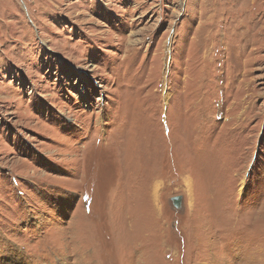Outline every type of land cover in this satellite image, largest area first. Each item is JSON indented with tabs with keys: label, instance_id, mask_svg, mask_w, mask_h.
I'll use <instances>...</instances> for the list:
<instances>
[{
	"label": "rangeland",
	"instance_id": "obj_1",
	"mask_svg": "<svg viewBox=\"0 0 264 264\" xmlns=\"http://www.w3.org/2000/svg\"><path fill=\"white\" fill-rule=\"evenodd\" d=\"M0 264H264V0H0Z\"/></svg>",
	"mask_w": 264,
	"mask_h": 264
},
{
	"label": "water",
	"instance_id": "obj_2",
	"mask_svg": "<svg viewBox=\"0 0 264 264\" xmlns=\"http://www.w3.org/2000/svg\"><path fill=\"white\" fill-rule=\"evenodd\" d=\"M181 199H182V197L180 195H175V196L172 197V202H173L175 207H179L180 206Z\"/></svg>",
	"mask_w": 264,
	"mask_h": 264
},
{
	"label": "bare ground",
	"instance_id": "obj_3",
	"mask_svg": "<svg viewBox=\"0 0 264 264\" xmlns=\"http://www.w3.org/2000/svg\"><path fill=\"white\" fill-rule=\"evenodd\" d=\"M166 81H165V79H164V83H165ZM165 94H166V92H165ZM153 193H154V196H155V199L158 197V191H157V186L155 185L154 186V189H153Z\"/></svg>",
	"mask_w": 264,
	"mask_h": 264
}]
</instances>
